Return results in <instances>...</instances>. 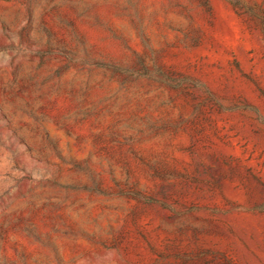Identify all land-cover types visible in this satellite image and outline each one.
<instances>
[{
  "label": "rangeland",
  "instance_id": "rangeland-1",
  "mask_svg": "<svg viewBox=\"0 0 264 264\" xmlns=\"http://www.w3.org/2000/svg\"><path fill=\"white\" fill-rule=\"evenodd\" d=\"M0 264H264V0H0Z\"/></svg>",
  "mask_w": 264,
  "mask_h": 264
}]
</instances>
